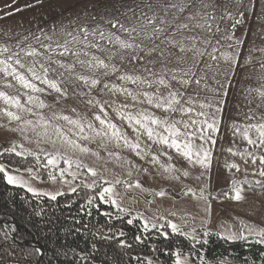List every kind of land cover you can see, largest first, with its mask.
<instances>
[{
	"label": "rangeland",
	"instance_id": "374dc122",
	"mask_svg": "<svg viewBox=\"0 0 264 264\" xmlns=\"http://www.w3.org/2000/svg\"><path fill=\"white\" fill-rule=\"evenodd\" d=\"M169 3H183L190 5V7H187L182 13L177 9L168 8L165 16V6ZM241 12L243 13L242 20L233 28L234 19H240L239 13ZM9 13L11 15H8ZM142 13L146 15L142 16ZM197 13L199 15L196 20L187 19L189 14L196 15ZM226 13H230L234 19H221V16ZM153 15L157 17V24H159L160 18L171 22L172 27L168 29L169 32L176 31V25L188 23L191 30L176 31L175 36L176 40H183L185 44L190 45L192 41L189 38L195 36L200 41L211 39L212 44L219 49V52L216 53L217 56L223 52L239 53V65L235 68L234 74L230 65L225 63L222 58L217 62H212L207 55L203 57L200 63L201 69H204V66L209 63L214 65L206 73L207 84L212 90L197 89L195 85L188 89L189 93L198 92L201 100L210 101L214 106L217 101H223L219 105L222 111L216 113L220 121L219 131L213 135L216 142L214 145L211 143L204 144V147L211 151L210 168L204 169L198 164L190 163L174 149L170 150L165 147L163 153L166 154H162V146L152 144L151 141L147 140V137H142L141 146L145 147L150 154L143 159L127 148H116L112 144L105 148L99 138L94 141H86L72 137L70 131L72 126L62 119H57V115H67L73 119L87 118L93 122L96 128H99V122L94 120V114L98 112V108L89 106L86 101L91 98L101 102L116 100L118 103L126 102L130 105L133 102L130 98L125 101V98L119 94L113 96L107 89L101 92L97 88L92 90L89 95H85V93H89V88L81 81L74 79L69 81L67 73L61 78L64 81L61 83V88H67V95L60 97L59 102H57L56 93L51 95L36 94L49 105L43 109L27 105L25 90L11 77L5 78L2 73H0V91L9 96H16L22 104L32 107V111L36 115L20 112L23 120L36 122L43 116L45 121L60 127L66 135L77 139L78 143L89 148L88 153H81L69 150L59 143L56 146L59 151L65 153L72 160H78L83 165L96 169L98 175L92 177L87 168L77 169L73 164L69 171L79 173L75 180L66 172L65 176L69 181L68 183L61 182L59 179L53 182L50 179L40 178L31 168L19 170L1 162L0 165L9 174L19 176L42 196H46L43 193H71L73 192L72 188H93L98 183L104 184L103 188L112 187L115 194L114 198L120 208L125 209L124 212L132 213L133 218L139 219L143 226L147 222V229L167 227L172 231L168 227V222H171L178 225L180 229L178 233L191 239L195 236L197 241H205L208 235L213 233L221 237L229 232L239 236L242 230L241 222L258 230L264 229V187H261L264 185V176L259 175L264 166L260 165L259 160L253 163L247 155L243 158L239 155L240 153H247V141L241 135L243 128H240L239 132L233 128L234 124L246 125L261 122L259 119H246L249 109L253 110L256 117H259V108L256 107L259 100L258 98L253 99L255 94L249 96L248 88L241 86L251 81H260L257 70L259 69V61L264 59V53L258 49L264 48V0H0V46H6L11 51L32 47L43 53L44 49L41 44L51 42L44 39L45 35L52 37L53 41L63 42L66 32H75L81 26H87L91 29L98 25L105 31H112L126 39V34L118 33L106 21L118 19L126 26L139 28L142 23H147V17ZM201 16H214L215 19L210 20V23L213 29L218 25L219 31L213 34L194 27L197 21L201 24L204 23V20L200 18ZM151 29L152 25H148L146 31L151 32ZM229 35L233 36L232 40L225 38ZM37 37L40 39L38 40ZM217 41H219L218 44ZM235 41H242L243 43L237 45ZM156 43L159 44L160 42L156 41ZM144 44L147 47H152L148 41H144ZM229 44L233 46L228 47ZM197 47L203 49L205 45L198 42ZM161 48L164 49L163 59L158 55L160 51L158 49L157 53L145 57L143 63L130 62L127 58L121 61V55L127 57L128 53L117 54L109 61L107 52L88 49L89 52L105 59V62L115 64L120 72L104 77L103 70L90 71L86 66L80 64L76 65L75 71L85 76L100 78L117 88L127 87L134 92L146 91L154 94L158 91L161 96H166L169 89L161 85L153 84L152 87H148L146 84L134 85L118 79V76L125 72L143 77L146 75L144 68L148 67L153 72L161 74L168 72V76H165L167 80L171 75L169 69L188 68L195 63L191 52L181 53L178 48L166 47L165 45H161ZM254 49L257 50L254 51ZM208 51L211 52V47H208ZM180 57L183 59L180 60ZM82 58L87 59L86 57ZM247 58L251 59V64L246 63ZM24 59L26 62L31 60L30 57ZM57 59H62L66 63L73 60L71 56L67 58L57 57ZM148 61H152V63H148ZM216 64L219 66L216 67ZM200 74L201 72L198 71L197 75ZM50 78L55 79L57 77L55 74H50ZM201 84L203 85L204 81H201ZM221 84H224L225 87L221 88ZM39 86L44 87L43 85ZM171 88L179 89L180 85L176 81H171ZM181 90L183 91V89ZM225 90L227 91L226 96L223 95ZM250 100L253 102L249 103ZM105 107L111 122L121 128L130 140L134 141L136 134L127 122L122 121L108 105ZM260 108L263 109L264 107ZM138 109H145L159 118L169 116L168 113L151 107L146 102L136 104L130 110L135 112ZM4 110L17 111V109L10 108L3 100H0V155L5 152L14 153L10 149L15 145L16 151L23 153L21 157L32 156L36 158L39 156V158L44 159L41 167L47 172L51 171L50 167H45L47 164L45 157L46 153L55 151L56 148L50 142H46V138L41 139L36 134L43 132V129L38 126L36 132L29 128L25 133H21L19 126L22 121H10L4 114ZM208 111H214V108ZM171 119H181V116L179 113L172 114ZM183 119L187 120L188 117L184 116ZM49 135H52V129H49ZM250 135L255 138L254 132H250ZM52 138L55 139V136ZM194 143L199 145L201 141L196 139ZM42 149L44 151H41ZM229 149L237 155H233ZM110 152L114 155H109ZM93 153H98L99 158ZM153 155L158 158L159 163L152 161ZM254 155L260 156L259 153H254ZM125 161L129 163H125ZM233 164L237 165L239 170L230 167ZM161 165H172L177 171L169 174L164 171ZM59 168L67 169L68 166L61 160L58 161V168L55 170L57 175ZM129 172L131 175L128 174ZM185 172L187 176L183 174ZM105 180L112 183L106 184ZM117 180L121 183H115ZM233 181L240 183L243 188L242 195L244 198L241 201L230 199V196L234 195L231 191ZM244 181L248 183H244ZM257 181L260 184H257ZM137 182L141 185L140 188L128 186L129 184L135 185ZM9 185L21 187L28 191L27 187ZM87 185H92V187ZM201 191H203L206 199L200 198ZM28 192L33 194V192ZM159 192H164L165 195L162 197L156 195ZM209 203L211 204L210 214L206 211ZM114 207L118 209L116 206ZM153 224L156 227H152ZM205 231L208 232V235L204 234ZM244 235L247 236L246 230ZM238 239L244 240L241 238L234 240ZM246 239L258 241L260 237L251 235L247 236ZM176 259L177 254L175 255V262ZM180 259L185 260L187 264H194L187 254H180ZM218 264L235 263L229 260H221Z\"/></svg>",
	"mask_w": 264,
	"mask_h": 264
},
{
	"label": "snow or ice",
	"instance_id": "6c2138e0",
	"mask_svg": "<svg viewBox=\"0 0 264 264\" xmlns=\"http://www.w3.org/2000/svg\"><path fill=\"white\" fill-rule=\"evenodd\" d=\"M149 7H151V5H149ZM187 7H190V5L183 3H169L165 6V16L167 15L168 8L177 9L182 13ZM205 7H207V5H205ZM17 11H19V9H17ZM8 15H11V13ZM143 15L146 14L142 13V16ZM198 15L199 13L196 15L189 14L187 19L196 20ZM239 16L240 19H234L230 13H226L221 16V19H234L233 28H235V25L241 22L243 13H239ZM200 18L204 20V23L201 24L197 21L194 27L213 34L214 32L219 31L218 25L213 29V26L210 23V20L215 19L214 16H201ZM156 21L157 17L155 15L147 17V23H142L139 28L135 26H126L118 19L106 21L111 24V27L116 29L118 33L126 34V39L123 38L122 35H117L112 31H105L99 25L91 29L87 26H81L75 32H66L63 42L59 40L53 41L52 37L45 35L44 39L51 42L48 44H41V47L44 49L43 53L32 47L21 48L18 51H11L6 46H0V73H2L5 78L11 77L25 90L24 94L27 96V105L38 107L40 109L48 107L49 105H47L44 100L36 94L51 95L52 93H56L57 102H59L60 97H66L67 88H61V83L64 82L61 78L65 76V73L68 74L69 81L72 79L81 81L89 88V93H85V95H89L92 90L99 88L101 92H103L104 89H107L113 96L119 94L125 98V101L130 98L133 102L131 105L126 102L118 103L116 100L101 102L90 98L86 101L89 106L98 108V112L94 114V120L99 122V128H96L93 122L87 118L73 119L67 115H57L56 118L62 119L71 125L72 128L70 131L72 132V137H78L80 140L94 141L96 138H99L101 144L105 148H107L109 144L114 145L116 148H127L143 159L150 154L145 147L141 146L142 137H147V140L151 141L152 144L162 146V154H166L163 153V148L165 147L170 150L174 149L190 163L198 164L202 168L208 169L211 166V151L208 148H205L204 144L211 143L214 145L216 142L215 139H213V135L219 131L220 124L216 113L222 111L219 105L222 104L223 101H217L214 106L210 101L205 102V100H201L198 92L189 93L188 89L195 85L197 89L212 90L207 84L206 73L207 70L214 65L209 63L204 66V69H201L200 63L202 62L203 57L207 55L208 59L212 62H217L222 58L225 63L230 65L234 74L235 68L239 65V53L229 54L223 52L217 56L216 53L219 52V49L212 44L211 39L200 41L195 36L189 38L192 41L190 45L185 44L183 40H176L175 36L176 31H183L185 29L191 30L188 23L176 25V31L169 32L168 29L172 27L170 21L164 18L159 19V24H157ZM148 25H152L151 32L146 31ZM133 33H135V35H133ZM225 38L232 40L233 36L229 35ZM37 39L39 40L40 37H37ZM138 39L139 42H137ZM144 41H148L152 44V47H147L144 44ZM156 41H159L160 43L157 44ZM198 42L203 43L205 48L201 49L197 47ZM216 43L218 44L219 41ZM235 43L241 45L243 42L235 41ZM161 45L178 48L181 53L185 54L191 52L192 59L195 63L188 68L181 67L177 69H169L168 71L171 72V75L167 80L165 79V76H168V72L161 74L153 72L152 69L148 67L144 68L146 75L143 77L125 72L120 74L118 79L134 85L146 84L148 87H152L153 84L161 85L169 89L166 96H161L158 91L154 94L146 91L134 92L127 87L117 88L115 85L103 81L100 78L95 76H85L75 71L76 65L80 64L86 66L90 71L103 70L104 77L120 72V69L115 64L105 62V59L93 52H89L88 49L107 52L109 61L117 54L128 53L127 57L121 55V61L127 58L130 62L143 63L145 57L157 53L158 49H160L158 55L163 59L164 49L161 48ZM232 46V44L228 45V47ZM208 47H211V52L208 51ZM255 50L257 49H254V51ZM258 51L264 53V48L258 49ZM141 53H143V55H140ZM69 56H71L73 60L68 63L62 59H57V57L67 58ZM26 57H30L31 60L26 62L24 59ZM82 57H86L87 59ZM179 59L182 60L183 57H180ZM251 62L250 58L246 59L247 64H251ZM148 63H152V61H148ZM53 65H55V67H52ZM215 66L218 67L219 65L216 64ZM198 71L201 72L200 75H197ZM257 71L259 72L258 79L261 81L260 86L257 88H249L247 91L249 96L255 94L253 99L258 98L259 103H257L256 107L260 108L264 107V59L259 61V69ZM50 74H55L57 78H50ZM171 81H176L180 85V88L172 89ZM201 81H204L203 85L201 84ZM216 82L219 83L218 81ZM39 85H43L44 87H40ZM220 87L224 88L225 85L221 84ZM181 89H183V91ZM223 95H227L226 90ZM141 97H143V99H141ZM0 100H3L10 108L17 109L15 112L4 110V114L10 121H22L19 126V131L21 133H25L29 128H31L33 132H36V129L39 126L43 129V132H37L36 134L41 137V139L46 138V142H50L54 148H56L59 143V145L65 146L72 151H79L81 153H88L90 151L89 148L78 143L77 139H73L66 135L60 127L54 126L50 122L45 121L43 116H41L36 122H33L32 120H23L22 116L19 114L20 112H28L32 115H36V113L32 111V107L22 104L18 97L9 96L3 91H0ZM145 102L151 107L161 109L168 113L169 116L166 118H159L145 109H138L135 112L130 110L136 104H143ZM252 102L253 100L249 101V103ZM105 105L112 108L117 116L122 121L127 122L128 126L132 128L133 132L136 134L134 141L130 140L121 128L111 122ZM213 108L214 111H208ZM176 113L180 114L181 119H171L172 114ZM184 116H187L188 119L184 120ZM246 119H259L261 122L246 125L234 124L233 128L236 129L237 132L240 131V128H243L241 135L249 145L256 149L264 148V116L256 117L253 114V110L249 109V114ZM49 129H52V135H49ZM250 132L255 133V138L249 135ZM53 136H55V139L52 138ZM196 139H199L201 144H195L194 141ZM10 151L14 152L17 156L23 155L22 152L16 151L15 145H13ZM41 151L44 150L42 149ZM229 151L232 152L231 149H229ZM29 154L31 155V153ZM232 154L237 155L235 152H232ZM93 155H96L99 158L98 153H93ZM109 155H114V153L110 152ZM239 155H241L242 158L247 155L252 159L253 163H256V161L259 160L260 165L264 166V155L257 157L251 152L240 153ZM36 158L39 159V156ZM45 158L47 160L45 167H50L52 169L49 171L48 175L49 179L53 182H56L59 179L61 182L68 183L69 181L65 176L66 172L68 176H71L72 179L75 180L79 173L69 171L73 164H75L77 169L87 168L88 173H90L92 177L98 175L96 169L83 165L78 160H72L65 153L59 151L58 148H56L55 151L46 153ZM117 159H119V157H117ZM169 159H171V157H169ZM61 160L68 166V168H59V174L57 175L55 170L58 168V161ZM152 161L154 163H159L158 158L154 155L152 156ZM125 163L129 162L125 161ZM161 167H163L164 171L169 174H173L177 171L172 165H161ZM230 167L239 170L238 166L235 164L230 165ZM0 173L4 174L9 184L27 187L28 191L33 192L35 195L41 194L38 193L36 189L27 185L19 176L9 174L2 165H0ZM128 174L131 175V172ZM183 174L187 176L186 172ZM259 175L264 176V167H262ZM105 183L111 184L112 182L105 180ZM115 183L118 184L121 183V181L117 180ZM244 183L248 182L244 181ZM93 184H95V181H93ZM257 184H260V182L257 181ZM87 186L92 187V185ZM128 186H135L137 188L141 187L138 182L135 185L129 184ZM261 187H264V185H261ZM72 191L75 192L76 189L72 188ZM231 191L234 195L230 196V199L241 201L244 198L242 195L243 188L240 183L233 181ZM43 195L55 200L58 195H63V193H43ZM114 195L112 187H105L103 188V191L99 193L101 201L106 200L116 206L119 211L124 212L125 209L120 208ZM156 195L162 197L165 193L159 192L156 193ZM225 195L228 194L225 193ZM200 198L206 199L203 191L200 193ZM206 211L210 214V203L208 204ZM131 222L132 221L130 220L129 223ZM241 226L242 230L239 236L235 233L229 232L227 235L223 236V238L230 240L237 238L246 239L247 236L255 235L260 237L257 241L258 243H264V229L258 230L254 227L244 225L243 222H241ZM144 227L145 229L148 228L147 222H145ZM152 227H156V225L153 224ZM161 227H163V225H161ZM168 227L172 229L173 233L180 232L178 225L175 223L168 222ZM245 230L247 236L244 235ZM204 234L208 235V232L205 231ZM192 238L195 239V236ZM175 264H187V262L180 259V254L177 253Z\"/></svg>",
	"mask_w": 264,
	"mask_h": 264
},
{
	"label": "trees",
	"instance_id": "16d2710c",
	"mask_svg": "<svg viewBox=\"0 0 264 264\" xmlns=\"http://www.w3.org/2000/svg\"><path fill=\"white\" fill-rule=\"evenodd\" d=\"M0 162L49 179L42 158L5 152ZM103 186L79 187L52 200L9 185L0 173V264H175L177 253L194 264H264V243L252 239L213 233L197 241L167 227L145 229L132 213L101 201Z\"/></svg>",
	"mask_w": 264,
	"mask_h": 264
},
{
	"label": "crops",
	"instance_id": "0c3cea01",
	"mask_svg": "<svg viewBox=\"0 0 264 264\" xmlns=\"http://www.w3.org/2000/svg\"><path fill=\"white\" fill-rule=\"evenodd\" d=\"M260 83L261 81H251L249 83H245L244 85H242L241 87L242 88H257L260 86ZM239 94V93H238ZM260 116H264V108H259V117ZM250 135V133H249ZM251 136V135H250ZM247 147H248V150L247 152H251V153H259L260 155H263L264 154V148H261V149H256L254 148L253 146L249 145L248 143H246Z\"/></svg>",
	"mask_w": 264,
	"mask_h": 264
},
{
	"label": "water",
	"instance_id": "95a60500",
	"mask_svg": "<svg viewBox=\"0 0 264 264\" xmlns=\"http://www.w3.org/2000/svg\"><path fill=\"white\" fill-rule=\"evenodd\" d=\"M14 233H13V237L15 238L16 237V235H17V230H16V228L14 227ZM25 245H28V243H24ZM37 249L40 251V254H42V250H41V248L40 247H37Z\"/></svg>",
	"mask_w": 264,
	"mask_h": 264
}]
</instances>
